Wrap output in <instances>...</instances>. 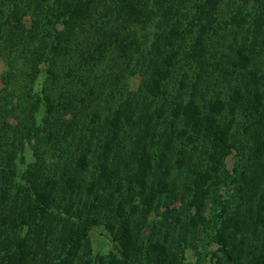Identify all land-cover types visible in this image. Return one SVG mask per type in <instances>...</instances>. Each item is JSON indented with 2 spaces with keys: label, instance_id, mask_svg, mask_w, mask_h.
<instances>
[{
  "label": "trees",
  "instance_id": "1",
  "mask_svg": "<svg viewBox=\"0 0 264 264\" xmlns=\"http://www.w3.org/2000/svg\"><path fill=\"white\" fill-rule=\"evenodd\" d=\"M4 52L16 54L10 71L42 73L68 88L56 113L69 114L64 127L73 128L55 138L65 151L55 181L0 163V264H74L97 224L115 241L104 264H140L142 247L151 264H174L164 243L136 240L141 234L126 210H138L142 224L159 195L170 193L172 169L190 173L186 225L213 229L210 264H264V0H0ZM22 88L18 81L15 92ZM6 106L0 98V125L10 115ZM22 131L38 140L41 124L29 114ZM246 157L261 161L250 219L261 236L244 258L231 257L227 223ZM11 182L14 197L4 192ZM220 183L236 186L215 192L208 221ZM83 188L90 197L77 206ZM50 216L70 225L53 249L33 236Z\"/></svg>",
  "mask_w": 264,
  "mask_h": 264
},
{
  "label": "rangeland",
  "instance_id": "2",
  "mask_svg": "<svg viewBox=\"0 0 264 264\" xmlns=\"http://www.w3.org/2000/svg\"><path fill=\"white\" fill-rule=\"evenodd\" d=\"M15 56L16 54L13 52H4L0 55V98L1 101L5 98L7 102L6 109L10 111V115L6 116V123L0 125V163L14 167L18 173L35 169L39 172L36 176L41 178L49 176L55 181L61 177L65 167L63 159L58 158V155H64L60 151L61 149L65 153L64 148L57 147L55 138L64 132L68 134L73 128V126L64 127L63 120L69 121V114L59 119L56 113L62 107V105L59 106L57 99L61 95L67 96L68 88L51 84L42 73H34L26 77L23 75L24 71H21V68L10 71L8 62L14 59ZM18 81L24 83L27 92L24 88L21 89L20 94L15 92V85ZM133 89V87H130V90ZM10 93L13 97L9 96ZM9 98L13 101V104H9ZM38 98L40 103L37 102ZM35 106H38V108H35ZM78 106L82 105L78 103ZM31 108H34V110L30 113ZM29 114L33 117L36 125L41 124L42 133L39 135L38 140L28 136L26 131H22L25 121L29 119ZM91 118L90 115L87 121ZM92 125L94 124L90 122L89 127H93ZM89 151L87 155L90 158L92 150ZM68 156L70 159L67 162H71L74 155ZM201 156L198 155L195 158L201 159ZM260 165L261 161L257 159L250 161L247 158L237 168L240 171L238 176L242 182L239 181L238 185L241 188L236 192L237 194L234 193V198L231 199L233 200L229 211L231 219L227 223L226 231L228 237L227 252L231 257L244 258V254L252 250L253 245L257 244L259 236H261L250 221L252 219V209L255 208L257 198H259L260 183L258 176ZM226 169L228 174L233 175L231 171L232 162L226 163ZM91 175L92 171H89L81 177V180L89 183ZM189 177V170L182 172L172 169L171 180H169L170 186L168 187V191L170 187L172 188L170 193L159 195L151 210L146 214L144 213L142 224L137 221L138 210L135 212L134 209L132 212L129 205L126 206V210L131 223H133V228H135L134 231L141 234L135 236L138 242H147L146 239L150 238L153 242L164 243L170 249L169 254L174 258V264H210L211 253L217 250V245L212 241L213 229L208 225L198 229L186 225L187 217L190 212L193 213V210L190 212L187 210L188 195L192 194L191 186H188ZM45 181L40 180L39 182L43 184ZM227 184L220 183L213 188L206 207V220L211 219L214 210L211 199L215 192L223 193L227 190V187L236 186L235 184L233 186ZM1 190L0 195H2ZM4 192L7 193L8 197L17 195L16 183L7 184V190H4ZM55 196L57 197L56 201L62 199L61 195L55 193ZM86 197L90 196H88L86 188H83L76 205L82 203ZM136 200L131 199V202L135 204L137 203ZM19 203L21 204L20 209L23 210V203L20 200ZM69 229L70 225L68 223L57 218L54 219L53 216L46 217L41 220L36 228L38 231H34V241L39 246H42L43 241L47 242L46 246L53 249V245L60 244L61 239L64 238ZM48 232H51L52 236L47 237ZM41 249L38 248V252ZM45 249L46 247H43L42 250L45 251ZM78 253L79 256L75 259L74 264H104L105 260L103 258L106 259L109 254L115 253V241L112 240L110 233L103 226L97 224L89 233L87 240L83 242ZM30 261L34 264L36 260L35 258L34 261L29 260L31 264ZM136 261L140 264H151L143 247L137 252ZM218 264H227V262L221 258Z\"/></svg>",
  "mask_w": 264,
  "mask_h": 264
}]
</instances>
